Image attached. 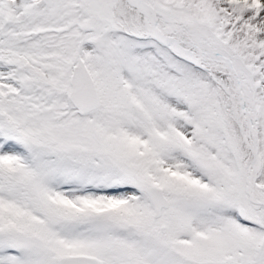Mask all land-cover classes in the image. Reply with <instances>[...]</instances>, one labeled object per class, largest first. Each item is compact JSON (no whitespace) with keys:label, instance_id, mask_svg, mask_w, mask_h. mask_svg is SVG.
<instances>
[{"label":"snow or ice","instance_id":"6c2138e0","mask_svg":"<svg viewBox=\"0 0 264 264\" xmlns=\"http://www.w3.org/2000/svg\"><path fill=\"white\" fill-rule=\"evenodd\" d=\"M0 264H264V0H0Z\"/></svg>","mask_w":264,"mask_h":264}]
</instances>
